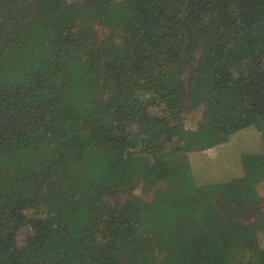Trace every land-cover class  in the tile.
<instances>
[{
	"label": "trees",
	"instance_id": "obj_1",
	"mask_svg": "<svg viewBox=\"0 0 264 264\" xmlns=\"http://www.w3.org/2000/svg\"><path fill=\"white\" fill-rule=\"evenodd\" d=\"M115 1L16 0L13 17L0 16V30L10 27L0 31L9 42L0 264H122V255L241 264L248 242L264 235V212L259 226L237 224V178L196 185L186 152L206 150L220 133L210 138L187 123L200 103L205 119L223 121V135L225 126L264 125V0ZM104 8L124 14L119 35L101 26ZM65 127L77 155L65 159L58 139L46 165L35 161L45 138ZM19 160L32 170L15 184ZM129 176L141 187L130 202L113 195ZM62 239L73 241L66 258ZM143 239H157L163 256Z\"/></svg>",
	"mask_w": 264,
	"mask_h": 264
},
{
	"label": "rangeland",
	"instance_id": "obj_2",
	"mask_svg": "<svg viewBox=\"0 0 264 264\" xmlns=\"http://www.w3.org/2000/svg\"><path fill=\"white\" fill-rule=\"evenodd\" d=\"M15 1L16 0H0V16H4L6 19L8 16L13 17V11L10 5ZM116 1L115 2L119 7L125 8L126 0ZM97 14L102 16L103 22H101V26L106 28V32L110 30L114 36L119 35V33L124 31L127 27V21H124L122 17L124 14L112 12L108 8L97 11ZM3 27L5 28L4 30ZM9 30L10 27L8 25L1 24L0 31L4 36V33L9 32ZM8 45L9 42H4L2 39L0 40V82H5L7 79V74H5L6 72L4 71L5 64L1 61L4 59V52L5 49L7 52ZM79 78L83 77L79 76ZM87 83V77H85L84 81H79V89L81 93H88L89 89L87 91L84 86ZM91 94L92 92H90V95ZM204 112L203 105L200 103L195 104L192 113L193 115L189 119L187 126L196 130L202 128L203 131H206V135L209 133L208 136H210V138L213 136V133H220V137L216 139L214 138V142L210 140L213 142L212 146L208 147L206 150L199 149L186 152L187 157L185 159L189 162L192 168L196 185L200 188L203 187L204 189H207L209 186L217 183L225 184L232 179L237 178V189L240 191L237 193V224H255L257 222V225L259 226L262 223L259 211L264 212V200H262L264 198V125L238 130H230L231 126L229 128L228 126H225L226 135H223L224 130L223 127L220 126V124H223V121H217L210 118L205 119ZM228 122H230V120H228ZM53 131L56 136L52 137L51 135L45 138L47 140H45V145L47 147L42 145V150L34 159L35 161L41 160L44 165L47 164V156L50 155L52 148L60 143H62L60 144L62 152L66 154L65 159L76 156V151L79 149L71 141L73 135L68 133H73L72 130H68L65 127L63 128V131H60L59 133L56 129ZM228 131L232 132L228 134ZM201 138L203 137L201 136ZM58 139H60V143L57 142ZM221 142H223V144ZM19 161H21V166L13 162L15 166L11 167V171L17 174V176H15V184L22 183L24 175L26 176V173L32 170L30 168L32 165L28 163V161ZM136 179L137 176H129L127 181L124 182V187L120 188H118L117 182L114 183L116 193L113 195H119L122 200L127 201L129 200V197H133L135 194H140L141 187L137 185L138 182ZM152 196L153 195L148 196L147 200L149 202L152 201ZM199 216L201 217L202 213ZM198 238L203 239V237ZM143 240L147 241L148 247L152 249L154 254H157L160 257L163 256V254L160 253L163 250H159L158 243L156 242L157 239H152V241L150 239ZM55 245L57 246L58 243H55ZM72 246L73 241L71 239H62V243L58 248V254H63V257L66 258L72 251ZM216 248L218 250L221 249L220 245ZM50 250L51 248L49 251ZM33 258L35 261L37 260V262L42 263L44 255H41L40 257L34 256ZM121 258L122 260L120 261L122 264H151L145 257H140L139 260H136L131 256L132 262L126 260L125 255H122ZM239 262L241 264H253L254 262L261 264L264 262V235H261L260 239L248 242L245 253L239 257L238 263Z\"/></svg>",
	"mask_w": 264,
	"mask_h": 264
}]
</instances>
